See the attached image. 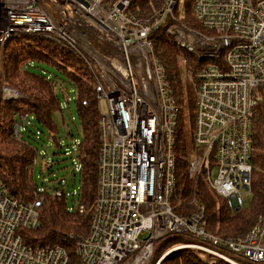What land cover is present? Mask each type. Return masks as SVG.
Listing matches in <instances>:
<instances>
[{"label":"built area","instance_id":"2783aa9c","mask_svg":"<svg viewBox=\"0 0 264 264\" xmlns=\"http://www.w3.org/2000/svg\"><path fill=\"white\" fill-rule=\"evenodd\" d=\"M177 3L167 0L148 21L133 15L129 0H0V73L10 39L49 38L87 61L99 102H107V112L100 111L99 190L89 232L70 235L79 264H150L156 241L174 232L196 240L168 249L154 264L178 248L230 264H264V220L243 236H221L208 230L203 208L184 216L171 203L180 107L150 35L165 17L177 19ZM193 15L206 34L181 22L168 28L206 60L193 77L195 152L188 172L202 174L237 210L250 194L253 130L264 104V0H194ZM179 34L188 35L187 42ZM45 191L58 198L64 194L36 186L33 201L25 202L0 183V264H70L63 245L27 240L41 224Z\"/></svg>","mask_w":264,"mask_h":264},{"label":"trees","instance_id":"16d2710c","mask_svg":"<svg viewBox=\"0 0 264 264\" xmlns=\"http://www.w3.org/2000/svg\"><path fill=\"white\" fill-rule=\"evenodd\" d=\"M109 1L113 4L120 0ZM166 1L129 0V9L138 19L153 21L162 11ZM193 2L194 0H184L183 16L176 17V12H179L177 5L174 8V16L177 19L170 15L165 17L163 23L150 35L154 53L164 67L170 94L180 107L174 144L177 155V184L171 203L175 211L184 216L203 208L209 231L235 238L245 235L253 225L264 220V104L259 108L260 117L253 130L254 168L249 194L251 200L249 204L234 210L222 196L215 193L220 201L215 198L202 174L190 177L188 172L190 153L187 123L191 125L194 122L196 86L194 90L191 84L183 83L179 58L184 51V56L187 57L186 66L194 71L205 60L191 56L194 53L181 46L172 33L168 32V28L174 23L173 20L178 21L179 18L185 26L197 27L199 22L193 17ZM33 61L52 65L68 76L69 84L73 87L77 113L82 124V136L80 135V140L75 146L81 175L78 206L73 208L68 206L65 192L58 198L45 191L41 224L36 230L29 232L27 240L34 245L59 243L67 249L70 264H79L75 239L70 235L78 236L89 232L93 204L98 195L101 151L100 102L95 88V75L87 61L55 40L37 36H16L7 43L0 80L2 78L7 86L17 89L25 97L18 99L0 97V183H4L11 194L25 202H32L35 198L34 190L38 185L32 178L33 170L30 172L29 167H33L38 148L25 137L23 125L26 120L36 118L48 129L47 137H54L59 148L62 147L57 139L58 128L54 122V113L62 110L60 96L57 93L58 82L54 78L31 72L29 67ZM62 94L65 95L64 89ZM67 101L70 103L69 98ZM17 125L19 128L15 135ZM25 127L28 128V123ZM59 185L53 189H62ZM81 205L84 207L82 212ZM195 240L193 235L185 232L169 233L159 238L156 243L160 242L157 250L161 253L155 262L171 245ZM159 264L230 263L193 248H181L167 254Z\"/></svg>","mask_w":264,"mask_h":264},{"label":"rangeland","instance_id":"374dc122","mask_svg":"<svg viewBox=\"0 0 264 264\" xmlns=\"http://www.w3.org/2000/svg\"><path fill=\"white\" fill-rule=\"evenodd\" d=\"M183 8H184V0H179V10H178L179 12H176L177 13L175 14L176 17L180 15L183 16ZM179 20L178 21L173 20L174 23L172 22L173 24L169 27H172L175 24L176 26L180 25ZM190 28L200 31L204 34L207 33V31L204 30L199 23L197 27L195 28L190 27ZM172 35L177 41L176 36L174 34ZM184 54H185L184 51L181 52L179 58L182 81L184 84L187 83L191 84L195 90L196 84L193 79L195 71L186 66L187 57L186 55L184 56ZM191 56L195 58L197 57L195 53L192 54ZM29 70L31 72H35L36 74H41L46 77L49 78L51 77L57 80L58 82L57 93L60 96L61 108H62V110H58L54 113V122L58 128V132H56V135L58 141L62 145L61 148H59V146L56 144L54 137L52 136L47 137L48 129L44 127L36 118H34L31 121L26 120L25 124L28 123V128L25 127V124L23 125V127L25 128L24 133L27 141L31 143L33 146L38 148L37 156L34 160L33 167H29V171L31 172L33 170L32 178L34 179V181L36 182V184L40 189H44L45 187H49L50 189H53L54 187L59 185L58 183H60L61 181V185L59 186L64 190L65 194L67 195L68 206L70 208H73L75 206L77 207L79 201V186H80L81 173H80V162L76 157L75 146H77V143L79 142L80 137L82 136V124L77 113V102H76L75 92L73 90V87L69 84L68 76L58 71L52 65L33 61L32 65L29 67ZM0 83H1L0 85L1 99H18L25 97V95L22 94L17 89L7 86L2 78L0 80ZM62 89H64L65 92L64 96L62 94ZM68 98L70 99V103H68L67 101ZM100 111L101 113L107 112V102L105 98H102L100 100ZM192 124L188 125L187 123V136L189 141L188 150L190 153L189 156L190 160L194 156V152H195L191 137ZM28 135H30V137H28ZM216 173L217 170L216 168H214L213 177L216 176ZM198 174L199 173H197V175ZM211 191L214 193L213 195H215V198H217L216 197L217 193L215 194V192L212 189ZM217 199L220 201L219 197ZM250 200H251V195L247 197L245 201V205L249 204ZM146 237L147 235L142 236L141 238H146ZM191 242L193 241H190L189 243ZM184 243H187V241L175 243L171 245L168 249H174L176 245H181ZM159 244L160 242H157L155 245L154 255L150 264H154L156 258L161 253L157 250ZM241 261L245 262L243 260Z\"/></svg>","mask_w":264,"mask_h":264},{"label":"bare ground","instance_id":"6f19581e","mask_svg":"<svg viewBox=\"0 0 264 264\" xmlns=\"http://www.w3.org/2000/svg\"><path fill=\"white\" fill-rule=\"evenodd\" d=\"M177 5H178V3H177ZM177 5H176V6H177ZM178 38H179V39H183L184 41H186V40L189 39L188 35H183V34H181V35L179 34V35H178ZM177 42L180 44V41H179V40H177ZM186 42H187V41H186ZM180 45H181V44H180ZM183 47H185V48H186L187 50H189L190 52L194 53L193 50L188 49L186 46H183ZM201 59L205 60L204 58H201ZM205 61H206V60H205ZM176 250H177V249H176Z\"/></svg>","mask_w":264,"mask_h":264}]
</instances>
